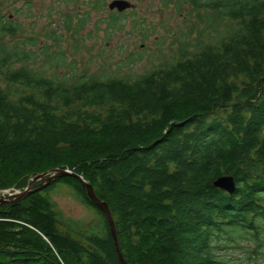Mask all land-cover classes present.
<instances>
[{"label":"trees","instance_id":"1","mask_svg":"<svg viewBox=\"0 0 264 264\" xmlns=\"http://www.w3.org/2000/svg\"><path fill=\"white\" fill-rule=\"evenodd\" d=\"M178 1L205 23L194 48L132 78L34 70L0 13V191L67 169L107 203L128 264H234L217 252L245 241L264 254V0ZM123 18L108 11L107 31ZM222 175L233 193L213 186ZM57 185L94 216H64ZM0 264L122 263L105 214L66 174L0 202Z\"/></svg>","mask_w":264,"mask_h":264},{"label":"rangeland","instance_id":"2","mask_svg":"<svg viewBox=\"0 0 264 264\" xmlns=\"http://www.w3.org/2000/svg\"><path fill=\"white\" fill-rule=\"evenodd\" d=\"M111 1L105 0L102 9L93 5L94 0H0V13L17 26L15 34L3 40L9 47L26 46L33 56L28 65L55 80H74L83 73L132 78L169 64L184 42L194 48L192 40L205 27L188 1L126 0L132 7L122 11V29L109 32L107 13L117 11L108 8ZM216 23L222 30L221 17ZM50 197L66 217L94 216L63 185L51 190ZM252 246L239 241L217 253L234 264H264V254L252 255Z\"/></svg>","mask_w":264,"mask_h":264},{"label":"water","instance_id":"3","mask_svg":"<svg viewBox=\"0 0 264 264\" xmlns=\"http://www.w3.org/2000/svg\"><path fill=\"white\" fill-rule=\"evenodd\" d=\"M131 7H132V4L126 0H112L108 4L109 9H116L118 12H122L125 9L131 8ZM66 174L73 175L74 177L78 178L80 180L82 186L86 190V194H87L88 198L103 211V213L106 216L107 223L109 225L110 233H111V236L113 239V243H114V246L116 249L118 259L120 260V262L122 264H128L125 261V259L123 258L121 251L119 249L114 221H113V218L111 216V213H110V210L108 208L107 203L105 201L101 200L100 198H98L96 196V194L94 193L91 184L87 183L80 175H78L76 173H72L71 171H69L67 169H59V168L51 169L47 172H44V173L39 174L37 176H34L31 179L30 183L27 185L26 189L23 190L22 192L15 193V195H7L4 198H0V202L18 200V199L22 198L24 195H26L27 193H29L30 191H35V190L41 189L51 179H54L57 176H62V175H66ZM39 179H40V183L36 187L33 188L34 184ZM212 184H213V186L218 187V188L224 190L225 192H227L229 194L233 193L235 191V188H236L235 181H234L233 177L230 175L219 176L218 178H216L213 181Z\"/></svg>","mask_w":264,"mask_h":264},{"label":"built area","instance_id":"4","mask_svg":"<svg viewBox=\"0 0 264 264\" xmlns=\"http://www.w3.org/2000/svg\"><path fill=\"white\" fill-rule=\"evenodd\" d=\"M6 193L9 194V195L15 194V189L5 190V192H3L2 195L6 194Z\"/></svg>","mask_w":264,"mask_h":264},{"label":"bare ground","instance_id":"5","mask_svg":"<svg viewBox=\"0 0 264 264\" xmlns=\"http://www.w3.org/2000/svg\"><path fill=\"white\" fill-rule=\"evenodd\" d=\"M246 69V68H245Z\"/></svg>","mask_w":264,"mask_h":264}]
</instances>
